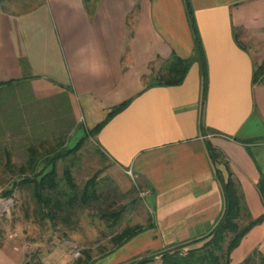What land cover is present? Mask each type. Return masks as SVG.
I'll return each instance as SVG.
<instances>
[{
	"label": "crops",
	"instance_id": "1",
	"mask_svg": "<svg viewBox=\"0 0 264 264\" xmlns=\"http://www.w3.org/2000/svg\"><path fill=\"white\" fill-rule=\"evenodd\" d=\"M191 3L206 91L199 61L182 84L151 86L173 55L195 54L184 0H0V82H27L37 100L63 98L76 120L88 116L94 126L128 101L94 138L111 168L140 180V211L129 225L145 228L94 264H121L207 234L230 175L251 215L264 214V82L253 83L264 60V0ZM254 251L264 255V221L231 261ZM0 264L32 263L4 239Z\"/></svg>",
	"mask_w": 264,
	"mask_h": 264
},
{
	"label": "rangeland",
	"instance_id": "2",
	"mask_svg": "<svg viewBox=\"0 0 264 264\" xmlns=\"http://www.w3.org/2000/svg\"><path fill=\"white\" fill-rule=\"evenodd\" d=\"M13 89L0 91V240L17 243L27 251L32 264H63L73 256L74 264L84 256V251L94 264L113 247L111 236L137 216L144 188L130 170L111 168L109 161L98 153L95 138H90L75 155L58 161L57 169L62 176L64 167L73 162L70 169L79 188L96 175L98 201L65 204L51 221L40 213L29 189L16 187L11 196H4L3 192L11 188L16 176L6 169L7 152L17 167L25 162L30 143L44 139L50 142L61 133L73 137L78 126L92 127L97 123L88 116L76 120L63 98L37 100L27 82ZM78 132L77 138L83 129ZM120 207L124 208L122 218L111 226V221L102 214Z\"/></svg>",
	"mask_w": 264,
	"mask_h": 264
},
{
	"label": "trees",
	"instance_id": "3",
	"mask_svg": "<svg viewBox=\"0 0 264 264\" xmlns=\"http://www.w3.org/2000/svg\"><path fill=\"white\" fill-rule=\"evenodd\" d=\"M184 3L194 35L195 54L189 58L173 55L163 63L158 77L151 83V86L182 84L193 63L199 61L202 68L203 87L206 91L208 79L204 49L191 0H184ZM237 33L238 31L235 32L236 39L238 37ZM257 82H264V60L259 65H255L254 68L253 83ZM20 83L15 80L0 82V91L8 92ZM127 104L128 101L112 108L106 119L92 128L78 126L73 137L61 133L50 142L44 139L38 143H30L27 147V158L22 165L15 167L11 162L9 152H7L6 169L12 174L15 173L16 176H14L11 188L4 191L3 195L11 196L16 187L29 189L40 213L51 221L55 220L57 212L65 204L72 206L76 201L81 204L98 201L100 193L96 175L88 179L83 188H79L70 169L73 162L64 167L62 176L58 173L57 162L75 155L85 141L94 138L101 128ZM80 129H83V132L77 138ZM206 145L212 158L216 160L220 154L209 142ZM97 151L102 158L106 159L99 147H97ZM258 189L264 203L263 175L258 182ZM222 195L223 208L221 215L207 234L193 241L169 245L157 251H150L132 257L121 264H233L231 253L254 226L264 221V214L256 218L251 215L242 190L232 175L225 182H222ZM123 213L124 208L120 207L115 211L102 214V216L111 221V226H115L120 222ZM144 228V226L137 224L127 225L115 233L110 238L113 247L107 254L125 244ZM83 255L74 264H91L93 262V258L88 252L84 251ZM157 255L160 256L159 259L156 258ZM239 264H264V255L259 251H254Z\"/></svg>",
	"mask_w": 264,
	"mask_h": 264
},
{
	"label": "built area",
	"instance_id": "4",
	"mask_svg": "<svg viewBox=\"0 0 264 264\" xmlns=\"http://www.w3.org/2000/svg\"><path fill=\"white\" fill-rule=\"evenodd\" d=\"M129 173H131V171H129ZM73 258H74V256H73ZM73 258H72V260H71V261H69V262H66V263H63V264H73V260H74Z\"/></svg>",
	"mask_w": 264,
	"mask_h": 264
}]
</instances>
